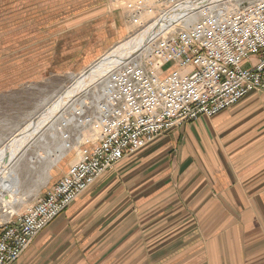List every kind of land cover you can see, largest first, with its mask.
<instances>
[{
  "label": "crops",
  "instance_id": "crops-1",
  "mask_svg": "<svg viewBox=\"0 0 264 264\" xmlns=\"http://www.w3.org/2000/svg\"><path fill=\"white\" fill-rule=\"evenodd\" d=\"M13 264H264V94L122 159Z\"/></svg>",
  "mask_w": 264,
  "mask_h": 264
},
{
  "label": "built area",
  "instance_id": "built-area-1",
  "mask_svg": "<svg viewBox=\"0 0 264 264\" xmlns=\"http://www.w3.org/2000/svg\"><path fill=\"white\" fill-rule=\"evenodd\" d=\"M185 1L190 0H167L159 16ZM199 4L164 20L137 55L99 84L93 100L72 113L88 137L75 138L74 145L65 135L76 162L26 213L0 225V264L19 260L39 232L124 157L252 92H264V0Z\"/></svg>",
  "mask_w": 264,
  "mask_h": 264
},
{
  "label": "rangeland",
  "instance_id": "rangeland-1",
  "mask_svg": "<svg viewBox=\"0 0 264 264\" xmlns=\"http://www.w3.org/2000/svg\"><path fill=\"white\" fill-rule=\"evenodd\" d=\"M168 6L167 0H0V149L22 128L41 123L56 95ZM170 71L169 64L165 74ZM100 83L51 118L10 163L0 180V225L26 213L76 162L64 137L74 145L88 137L72 113L93 100Z\"/></svg>",
  "mask_w": 264,
  "mask_h": 264
},
{
  "label": "bare ground",
  "instance_id": "bare-ground-1",
  "mask_svg": "<svg viewBox=\"0 0 264 264\" xmlns=\"http://www.w3.org/2000/svg\"><path fill=\"white\" fill-rule=\"evenodd\" d=\"M200 1H185L186 3L165 11L161 17L159 16L143 30L112 48L100 60L78 75L68 88L56 95L55 102L46 107V110L42 113V117H39L42 121L41 123L36 126L30 124L22 128L17 135L0 149V180L4 179L7 173L10 172L12 166L9 165L15 161L17 154L37 137L44 127L51 122V118L60 116L61 110L68 107L77 96L85 92L92 85L102 82L117 66L137 55L136 53L141 49V46L147 44L153 36L157 35L164 28V20L173 17L175 14L180 15L187 10H191L193 7L200 5Z\"/></svg>",
  "mask_w": 264,
  "mask_h": 264
}]
</instances>
